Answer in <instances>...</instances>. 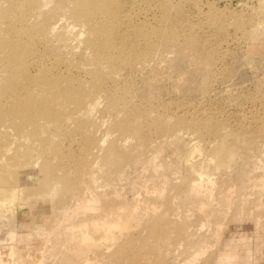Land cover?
<instances>
[{"label": "rangeland", "instance_id": "obj_1", "mask_svg": "<svg viewBox=\"0 0 264 264\" xmlns=\"http://www.w3.org/2000/svg\"><path fill=\"white\" fill-rule=\"evenodd\" d=\"M41 1L0 0V37L84 108L0 119V264H264V0Z\"/></svg>", "mask_w": 264, "mask_h": 264}, {"label": "bare ground", "instance_id": "obj_2", "mask_svg": "<svg viewBox=\"0 0 264 264\" xmlns=\"http://www.w3.org/2000/svg\"><path fill=\"white\" fill-rule=\"evenodd\" d=\"M28 3H33V4H36L37 3V0H26ZM42 1H44L43 2V6L44 5H46V4H48L49 2H50V0H42ZM41 1V2H42ZM64 1V0H63ZM66 1V0H65ZM94 1L95 0H69L68 2H72L73 3V6L75 7L74 8V12L76 13V17H77V19L79 18V19H83L84 20V18H83V14L79 11V9L77 8L79 5L80 6H82L84 9H85V12H88V13H91V12H93V8H92V6L94 7ZM128 1V0H127ZM166 1V0H165ZM7 2V1H6ZM38 2H39V0H38ZM133 2H135V1H133ZM118 3V2H117ZM116 3V4H117ZM122 3V2H121ZM125 3V2H124ZM129 3V2H128ZM16 4V3H15ZM15 4H14V6H15ZM69 4V3H68ZM111 4V3H110ZM127 4V3H126ZM131 4H133V3H131ZM2 5H4V4H2ZM62 5V4H61ZM121 5V4H120ZM58 6V5H57ZM56 6V7H57ZM66 6V5H65ZM122 6V5H121ZM132 6V5H131ZM13 7V6H12ZM40 7V6H39ZM60 7V6H59ZM62 7V6H61ZM124 7V6H123ZM126 7V6H125ZM35 8V7H34ZM96 8V7H95ZM127 8V7H126ZM36 9V8H35ZM39 9H41V8H39ZM45 9V8H44ZM119 9H121V7H119ZM47 10H48V8H47ZM46 10V11H47ZM50 10V9H49ZM51 10H53V8L51 9ZM101 10H103V8L101 9ZM110 10V9H109ZM114 10V9H113ZM113 10H111V13H113V16L115 17V18H118L119 16H120V13L119 12H114ZM21 11V10H20ZM33 11V8L31 9V12ZM37 11V10H36ZM97 12H99L98 10H96ZM12 12V11H11ZM26 12V11H25ZM41 12V11H40ZM49 12V11H48ZM105 12H107V11H105ZM104 12V13H105ZM19 13V12H18ZM30 13V12H29ZM33 13H34V11H33ZM38 13V12H37ZM49 14V13H48ZM47 14V16H49ZM62 14H63V12H62ZM95 14V13H94ZM100 14V13H99ZM108 14V13H107ZM1 15V14H0ZM25 15V14H24ZM50 15H51V13H50ZM89 14H87V16H88ZM101 15V14H100ZM112 15V14H111ZM15 16V15H14ZM19 16V15H18ZM32 16H33V14H32ZM34 16H35V14H34ZM61 16V15H60ZM110 16V15H109ZM5 17V16H4ZM9 17V16H8ZM41 17V16H40ZM39 17V18H40ZM50 17V16H49ZM89 18V20H90V22L92 23V25H95V26H99V25H96L91 19H93V20H97V19H95V18H92L91 17V19H90V17H88ZM96 18H97V16H96ZM2 19V18H1ZM51 19V18H50ZM99 19V18H98ZM106 19V18H105ZM107 19H109V18H107ZM29 20H31V18L29 19ZM48 20V19H47ZM87 20V19H86ZM102 20V19H101ZM10 21V20H9ZM38 21V20H37ZM109 21V20H108ZM119 21V20H118ZM134 21V20H133ZM39 22H40V25H41V22L42 21H40L39 20ZM45 22V21H44ZM83 22V21H82ZM111 21H109V23H110ZM118 23H120V22H118ZM44 24V23H43ZM46 24V23H45ZM49 24V23H48ZM82 24H84V23H82ZM86 24V23H85ZM97 24H98V22H97ZM120 24H122V23H120ZM39 25V26H40ZM80 25H81V22H80ZM109 25V24H108ZM8 26H10V25H8ZM13 25H11V27H12ZM33 26V25H32ZM31 26V27H32ZM45 26V25H44ZM48 26V25H47ZM83 26V25H82ZM104 26V25H103ZM103 26H101V27H103ZM112 26V25H111ZM92 27H94V26H92ZM113 27V26H112ZM111 27V28H112ZM6 28H8V27H6ZM39 28V27H38ZM46 28H48V29H46ZM98 28H100V27H98ZM103 28H105V29H107V28H109V26H107V27H103ZM42 30V29H41ZM43 30H49V31H47V32H51L52 33V31H54V26H52L51 24H50V26L49 27H45ZM66 30V29H65ZM97 30V29H96ZM96 30H94V31H96ZM101 32H103V29L101 28ZM17 31V30H16ZM109 31V30H108ZM42 32V31H41ZM107 32V31H106ZM110 32V31H109ZM9 33H10V31H9ZM43 33H45V32H43ZM113 33V32H112ZM16 34V33H15ZM19 34V33H18ZM116 34V33H115ZM6 35V36H5ZM5 35H4V37H0V50H2L1 52L2 53H4V55H5V57L3 58V59H0V63L2 62V67L0 66V69L2 70V73L0 72V75L1 76H4V78L2 77L1 78V80L3 79V82H2V84H0V93H2L3 92V94H2V99L1 100H3V98H4V102L2 103H0V119L1 120H6V121H8L9 123H11V124H13V125H15L16 127H17V130L19 129V127H21L22 125H20L21 123H24V125H25V130H24V132L22 133V135L20 136V140H26L27 139V137H29V135L30 136H35L36 135V133L38 132H40V130L42 129L43 130V127H45L46 125H44L43 123L45 122V120H43L44 118H47V119H49V118H53L52 116H53V114H55V110L53 111V107H55V106H53V105H55V104H61V105H59L60 107L59 108H61V106L63 105V103H58V102H54L55 104H53V101L54 100H56V99H54L55 97L57 98V100L58 99H61L60 98V96H63V98H65V100H66V102H71V103H73V104H70V105H68V103H65V104H67V106H71V105H73V106H75L74 104L75 103H78V102H80L81 100H83V98H81L82 96H84L85 95V93H84V95H82L83 93L81 92V93H79V95L81 94V96H77L76 94L74 95V90L72 91L73 93L71 94V88L72 87H74V85L72 86L71 84H69V86L71 85L72 87L70 88V90L68 89V87H65L66 85H67V83H64V81L63 80H65L64 78H70V77H72V76H70V77H66L65 75H64V78L63 79H61V78H59L60 80H62V82L61 83H63V87H65V88H62V89H60V87H57V82L59 81V80H57V82H56V80H54L55 78H57V77H60L62 74H59V75H57L55 78L54 77H51V76H49V77H47L46 78V76H48V75H50L51 73L50 72H52V71H50V72H48V70H45V69H42V70H45V71H47L49 74H45L46 76H44V78L45 79H42L41 77H38V76H36V77H33L32 75L33 74H31V76L29 75H27V74H25V73H29V71H28V69L26 68V70H27V72H23L22 71V69L23 70H25L24 68H25V66L23 65V61L22 60H25L24 58L22 59V56H23V53H24V51H25V49H27V47H28V45L26 46V43H29V44H31V42H30V40H28L29 42H22V39L21 40H19L18 38H15V36H17V35H15L14 36V38H10V35L9 34H6L5 33ZM20 35V34H19ZM51 35V34H50ZM53 35H56V34H53ZM79 35H81V33H79ZM89 35V34H88ZM99 35V34H98ZM106 36H107V34H105ZM1 36V35H0ZM9 36V38H7V39H5V37H8ZM12 37H13V35H11ZM48 36V34H46V37ZM57 36V35H56ZM40 37V36H39ZM51 37V36H50ZM49 37V38H50ZM53 37V36H52ZM55 37V36H54ZM110 37H111V35H110ZM75 38V37H74ZM78 38V37H77ZM88 38H90V37H88ZM118 38V37H117ZM31 39V38H30ZM37 39V38H36ZM45 39H47V38H45ZM97 40V39H96ZM118 40V39H117ZM32 41V40H31ZM133 41V40H132ZM36 42V41H35ZM55 42V41H54ZM87 42H88V40H87ZM112 42V41H111ZM114 42V41H113ZM34 43V42H33ZM90 43H91V45L92 44H94L93 43V41L91 40L90 41ZM113 44V43H112ZM120 44H122V43H120ZM138 44V43H137ZM89 45V44H88ZM106 45H107V43H106ZM32 46V45H31ZM30 46V47H31ZM106 47V46H105ZM117 47H119L118 45H117ZM148 47V46H147ZM33 50H34V48H33V46L31 47ZM108 48H109V46H108ZM112 48V47H111ZM114 48V47H113ZM113 48H112V50H113ZM118 49V48H117ZM132 49V48H131ZM134 50H135V48H133ZM137 49V48H136ZM108 50H110V49H108ZM30 51H31V49H30ZM32 52H34V51H32ZM42 52V51H41ZM113 52V51H112ZM114 52H115V50H114ZM130 52V51H129ZM134 53H135V51H133ZM146 52V51H145ZM26 53V52H25ZM29 53V52H28ZM111 53V52H110ZM109 53V54H110ZM132 53V52H131ZM119 54V53H118ZM127 54H128V52H127ZM142 54H143V51H142ZM29 55H31V54H29ZM29 55H27V56H29ZM104 55V54H103ZM134 55V54H133ZM141 55V54H140ZM1 56H3V55H1ZM25 56V58H26V60H27V58H29V57H26V55H24ZM23 56V57H24ZM117 56V55H116ZM115 56V57H116ZM122 56V55H121ZM128 56V55H127ZM31 57H32V55H31ZM31 57H30V59H31ZM137 58H138V56H136ZM55 58V57H54ZM118 58H119V56H118ZM126 58V57H125ZM128 59V58H127ZM25 60V61H26ZM34 60V59H33ZM118 60H120V59H118ZM117 60V61H118ZM73 61V60H72ZM125 61V60H124ZM30 62V61H29ZM28 62V63H29ZM25 63V62H24ZM27 63V62H26ZM122 63V62H121ZM26 65V64H25ZM29 65V64H28ZM56 65V64H55ZM29 68V67H28ZM50 69V68H49ZM67 69V68H66ZM19 70V71H18ZM22 72H21V71ZM39 71V70H38ZM94 72V71H93ZM38 73H40V75H42L41 74V72H38ZM42 73H44V71L42 72ZM55 73V72H54ZM59 73V72H58ZM67 74L69 73L68 71L66 72ZM37 74V73H36ZM36 74H34V75H36ZM89 74V73H88ZM39 75V74H38ZM53 75V74H52ZM56 75V74H55ZM70 75V74H69ZM68 75V76H69ZM92 76V75H91ZM102 76V75H101ZM100 76V77H101ZM43 77V76H42ZM63 77V76H62ZM74 77V76H73ZM72 77V78H73ZM93 77H95L94 75H93ZM92 77V78H93ZM103 77V76H102ZM75 79H76V76L74 77ZM66 80H68V79H66ZM93 80V79H92ZM101 80V79H100ZM100 80L98 81L97 79H96V81H98V82H100ZM71 81V83L73 82L72 81V79L70 80ZM80 81V80H79ZM91 81V80H90ZM66 82V81H65ZM95 82V81H94ZM1 83V82H0ZM70 83V82H69ZM76 83V82H75ZM79 83V82H78ZM77 83V84H78ZM82 83H83V81H82ZM81 82H80V84H82ZM90 83V82H89ZM93 83V82H92ZM60 84V83H59ZM94 84H96V82L94 83ZM94 84H92V86L91 85H89V86H91L92 88H94V87H98V86H95ZM99 84V83H98ZM79 85V84H78ZM77 85V86H78ZM85 85V84H84ZM83 85V86H84ZM83 86H81V87H83ZM101 86V85H100ZM79 87V86H78ZM86 86H84V88H85ZM84 88H82V89H84ZM87 88V87H86ZM86 88L84 89V91H86ZM94 89H96V88H94ZM76 90V89H75ZM79 90V89H78ZM89 90V89H88ZM83 91V92H84ZM90 91V90H89ZM76 92V91H75ZM93 92V91H92ZM76 93H78V92H76ZM88 93H90V92H88ZM95 94V93H94ZM93 94V95H94ZM86 96H88V98H89V95L87 94ZM77 97H79V98H81L80 99V101H78V99H77ZM91 97H93L92 95H91ZM84 98H87V97H84ZM90 99V98H89ZM62 100V99H61ZM65 100H64V102H65ZM97 100V99H96ZM94 101V100H93ZM59 102H60V100H59ZM98 102V101H97ZM78 104H84V102L83 103H78ZM77 105V104H76ZM89 105V104H88ZM92 105V104H91ZM66 106V108L67 109H65V112H64V114H66V116L67 115H69V114H67V113H72L71 111H73V108L74 107H72V110L69 112H67L66 113V111L67 110H69L68 109V107ZM76 107H78V106H76ZM75 107V108H76ZM82 107V106H81ZM80 106H79V108H81ZM85 107H87V105L85 106ZM58 108V109H59ZM74 108V110H76V109H78V108H76L75 109ZM83 108H84V105H83ZM109 108V107H108ZM63 109V108H62ZM61 109V110H62ZM57 111H59L60 112V110H57ZM64 111V110H63ZM62 111V112H63ZM80 110L78 109V112H79ZM54 112V113H53ZM60 113H57V115H56V118H55V120L56 119H62L63 117H64V114H60V115H63V117L62 118H60V115H59ZM73 115V114H72ZM75 116V115H74ZM67 117H69L70 119H71V117L72 116H67ZM64 118H66V117H64ZM42 119V123L40 124L41 125V127H39L40 125L37 123V122H39V120H41ZM69 119V120H70ZM72 119H74V117L72 118ZM63 120V119H62ZM51 121H53V120H50V121H48V120H46V122L45 123H50ZM68 121V120H67ZM71 121V120H70ZM55 122V121H54ZM54 122H51V123H54ZM64 122H65V119H64ZM74 122V121H73ZM1 123V122H0ZM3 123H5V122H3ZM40 123V122H39ZM48 123V124H49ZM56 123H57V120H56ZM6 124V123H5ZM4 124V125H5ZM0 125H2V124H0ZM43 125V126H42ZM50 125V124H49ZM15 127V128H16ZM4 128V127H3ZM6 128V127H5ZM23 128V127H22ZM22 128L21 129H19V130H22ZM41 128V129H40ZM47 128V127H46ZM135 128V127H134ZM116 129V128H115ZM122 129V128H121ZM136 129V128H135ZM2 130V129H1ZM18 130V131H19ZM41 130V131H42ZM46 129H44V131H45ZM125 130V129H124ZM44 131H43V133H44ZM22 132V131H21ZM46 132V131H45ZM136 132V131H135ZM20 134V133H19ZM40 134H41V132H40ZM40 134H38L39 136H40ZM45 134V133H44ZM44 134H41V135H44ZM50 134V133H49ZM48 134V135H49ZM32 137H30V141L32 140L31 138ZM38 137V136H37ZM44 137H46V136H42V141L44 140ZM48 137V136H47ZM51 137V136H50ZM103 137H104V135H103ZM35 138V137H34ZM33 138V139H34ZM46 139V138H45ZM51 139V138H50ZM36 140H37V138H36ZM38 140H39V138H38ZM41 140V139H40ZM39 140V141H40ZM47 140V139H46ZM46 140H44V141H46ZM52 140V139H51ZM49 142V141H48ZM33 143V142H32ZM40 143V142H39ZM51 143V142H50ZM112 143V142H111ZM21 145V144H20ZM49 146L50 145H52V144H48ZM41 146H42V144H41ZM113 146V145H112ZM111 146V147H112ZM21 147V146H20ZM109 147V146H108ZM219 147V146H218ZM27 148V147H26ZM33 148V147H32ZM51 148V147H50ZM115 148V146L114 147H112V149L110 150L109 148H106V149H109L110 150V152L113 150ZM13 149V148H12ZM23 149V148H22ZM51 149H53V148H51ZM117 149V148H116ZM220 149V148H219ZM24 150V149H23ZM32 151V150H31ZM30 151V152H31ZM87 151V150H86ZM117 151V150H116ZM115 150H114V152H116ZM17 152V151H16ZM20 152V151H19ZM36 152V151H35ZM27 153V152H26ZM106 153H108V152H106ZM112 153H113V151H112ZM21 154V153H20ZM33 154V153H32ZM111 154V153H110ZM114 154V153H113ZM21 155H24V154H21ZM21 155H19L20 157H21ZM26 156V155H25ZM112 156V155H111ZM123 156H127V155H123ZM115 157H117V158H115ZM23 158V157H22ZM110 158H112V157H110ZM24 159V158H23ZM113 159H117V161L118 162H120L119 161V159L120 160H123L120 156L118 157V156H115V154L113 155ZM112 159V160H113ZM13 160V159H12ZM27 160V159H26ZM25 160V161H26ZM23 161V160H22ZM103 161V160H102ZM101 161V162H102ZM116 161V162H117ZM13 162V161H12ZM14 162H15V160H14ZM20 162V161H19ZM42 162V161H41ZM45 162V161H44ZM22 163V162H21ZM23 163H24V161H23ZM22 163V164H23ZM49 163V162H48ZM111 163V161L108 163V161H107V164L109 165ZM16 164V163H15ZM20 164V163H19ZM21 164V165H22ZM25 164V163H24ZM28 164H29V161H28ZM14 165V164H13ZM46 165V164H45ZM100 165V167H101V164H99ZM114 166H115V162H114V164H113ZM24 166H28V165H24ZM49 166V165H48ZM19 167V166H18ZM17 167V168H18ZM30 167H31V165H30ZM50 167V166H49ZM95 167V166H94ZM13 168V167H12ZM11 168V169H12ZM35 168V167H34ZM45 168V167H44ZM85 168V167H84ZM111 168H113V167H110V172H111ZM14 169V168H13ZM100 169V168H99ZM35 170V169H34ZM49 170H51V169H49ZM87 170V169H86ZM109 170V169H108ZM30 171V170H29ZM82 170L80 169V172H81ZM88 171V170H87ZM99 172V171H98ZM48 173V172H47ZM25 174V171L23 172V176H25L24 175ZM26 174H27V172H26ZM36 174V173H35ZM45 174V172H42V176ZM83 174V173H82ZM103 174V173H102ZM29 176H31V174L29 173L28 174ZM101 175V174H100ZM105 175H107V174H105ZM33 176V175H32ZM76 176V175H75ZM111 176V175H110ZM113 176H114V174H113ZM35 177V176H34ZM78 177H80V176H78ZM84 177H85V175H84ZM103 177V176H102ZM112 177V176H111ZM26 178H27V176H26ZM25 178V179H26ZM67 178V177H66ZM99 178V177H98ZM107 178V177H106ZM113 178V177H112ZM205 178V177H204ZM50 179V178H49ZM29 180H31L30 178H29ZM89 180V179H88ZM205 180V179H204ZM223 180V179H222ZM82 181V180H81ZM218 181V180H217ZM221 181V180H220ZM88 182V181H87ZM110 182V181H109ZM168 182V181H167ZM209 182H210V180H209ZM54 184L52 185V187H51V190L52 191H54L55 190V186H56V184H55V182H53ZM89 183V182H88ZM87 183V184H88ZM91 183V182H90ZM110 185H111V183H109ZM206 184V183H205ZM13 186H15V185H13ZM73 187H71V189H72ZM82 193V192H81ZM70 194V193H69ZM78 195V194H77ZM98 198V197H97ZM1 200V199H0ZM93 202V204H91V205H95L96 204V201L97 200H94V199H90L88 202ZM1 202V201H0ZM68 204V203H67ZM80 204H82V203H80ZM115 205V204H114ZM200 206V205H199ZM113 215V214H112ZM165 221V220H164ZM168 221V220H167ZM162 224V223H161ZM64 226V225H63ZM108 226V225H107ZM116 226V225H115ZM160 226V225H159ZM164 227H165V225H164ZM163 227V228H164ZM106 228V227H105ZM154 229V228H153ZM150 232V231H149ZM156 232H157V230H156ZM155 232V233H156ZM160 232V231H159ZM0 233H2V232H0ZM45 238V237H44ZM85 238V237H84ZM26 239V238H25ZM83 239V238H82ZM89 239V238H88ZM74 240V239H73ZM87 240V239H86ZM85 240V241H86ZM91 239H89V241H90ZM95 240V239H94ZM88 241V240H87ZM97 240H95V242H96ZM84 242V241H83ZM91 242H94V241H91ZM81 251V250H80ZM195 253H196V251H195ZM219 257V256H218ZM229 257H231V259L233 258V256H229ZM130 258V257H129ZM135 260V259H134ZM144 260H146V259H143V261ZM142 261V260H141ZM219 261H222V263L223 264H229L230 262H226V260L224 261V260H222L221 259V256H220V260ZM146 262V261H145ZM147 263H148V261H147ZM142 264V263H141ZM144 264V263H143Z\"/></svg>", "mask_w": 264, "mask_h": 264}]
</instances>
